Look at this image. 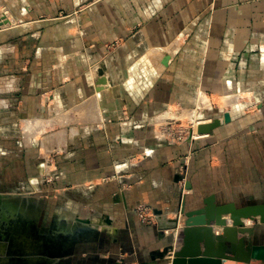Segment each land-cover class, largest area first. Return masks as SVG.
Here are the masks:
<instances>
[{"label":"crops","instance_id":"crops-1","mask_svg":"<svg viewBox=\"0 0 264 264\" xmlns=\"http://www.w3.org/2000/svg\"><path fill=\"white\" fill-rule=\"evenodd\" d=\"M0 6L21 22L0 31V164L9 141L18 152L31 151L16 165L20 181L37 193L48 162L35 149L57 148L63 154L56 157V182L65 193L78 190L77 213L67 197L56 221L53 206L23 207L21 194L0 191V223L18 215L40 222L51 232L46 242L77 234L71 252L0 262L158 264L170 232L176 241L171 221L183 197L187 209L210 196L239 207L263 201L264 0H0ZM78 7L76 15L55 18ZM200 103L198 119L221 121L211 134L179 145L154 136L155 121L182 117ZM108 176L114 178L103 183ZM137 204L155 212L154 223L138 220ZM251 226L264 245V224Z\"/></svg>","mask_w":264,"mask_h":264},{"label":"water","instance_id":"water-1","mask_svg":"<svg viewBox=\"0 0 264 264\" xmlns=\"http://www.w3.org/2000/svg\"><path fill=\"white\" fill-rule=\"evenodd\" d=\"M220 125V119L212 118L208 123L197 125L196 133L208 135ZM184 188H190L186 182ZM180 217L184 220L178 243L171 234L168 245L159 255L167 264H258L264 258V245L259 243L253 226L245 225V221L264 224V199L239 207L232 202L218 205L210 196L201 205L187 209L183 197L178 217L171 221L170 229L177 228Z\"/></svg>","mask_w":264,"mask_h":264},{"label":"rangeland","instance_id":"rangeland-1","mask_svg":"<svg viewBox=\"0 0 264 264\" xmlns=\"http://www.w3.org/2000/svg\"><path fill=\"white\" fill-rule=\"evenodd\" d=\"M83 7H78L75 9L71 14H59L56 19H63L66 17H69L71 15H76L79 10ZM46 17H40V20L45 19ZM21 22L16 21L12 15L9 13V11L5 8L0 6V31L1 30H9L13 29L17 26H19ZM204 99V98H202ZM202 101V100H201ZM205 101V99H204ZM206 102H203L205 104ZM202 106L200 105L196 108L195 114L198 115L199 109ZM191 112V113H192ZM198 113V114H197ZM171 116V120H168V122L171 123V126L178 127L179 125H182V127H186L188 125V122L194 125V121L187 117H177L173 114H169ZM164 118V117H163ZM205 118L201 119V122ZM206 120V119H205ZM204 120V121H205ZM209 121V120H208ZM160 122V120H159ZM167 122V123H168ZM38 126H44L41 124H44L43 121H38ZM157 121L153 124V132L156 127H158L159 124ZM173 124V125H172ZM195 127V126H194ZM43 128V127H42ZM41 130V129H40ZM156 130V129H155ZM40 132V131H39ZM43 134H37L38 140L41 139ZM154 136L157 137L156 134ZM10 143L6 146L7 155L6 160L2 161L0 164V191L2 192H14L21 194V197H19L20 206L23 207L26 204L31 203L32 201H38L39 205L42 207L47 206H53L54 209V218L53 220L56 221L58 214L57 212L61 210V208L66 205L67 200H64L65 198L69 197L70 201L74 202V204L71 205V211L76 214L78 211L77 208V199H78V190L72 189L69 192L65 193L62 185L58 184L56 182V177L59 176L61 173L59 170V166L56 162V157H60L63 153L61 150L55 148L54 150H50L49 152L47 150L49 149H41L38 147L35 149L37 151V157L38 159L43 162H48V168H47V176L43 177V181L40 182V180L37 181L35 185H37V193L32 189V192L28 188V183L20 181L18 168L19 166L16 165L17 159L21 156L29 157L33 156V153L31 151H25L22 150V152H18L16 149H14V145L12 141H9ZM167 142V141H166ZM168 143V142H167ZM32 154H29V153ZM19 177V181H16V179ZM111 179V176L106 177L102 180L103 183L108 182V180ZM101 182V183H102ZM65 193V194H64ZM60 216V215H59ZM42 223V222H41ZM4 231V235L6 237H2L0 233V239L4 240L6 239L7 245L5 248H1L0 244V257H26L30 255H40L44 254L46 251L51 252L54 255L61 254V253H67L68 251L71 252L73 249V244L75 240L77 239L76 235H71L68 237H60V235H54V241L53 242H46L47 235L51 233L48 229H46L44 226L40 224V222L30 221L29 219L22 218L20 215L17 216V218H8L6 223H0V231ZM171 236V232H170ZM79 238V237H78ZM1 242V240H0ZM4 259V258H1ZM161 260H163L160 257ZM26 261V260H25ZM14 262H5L2 260L0 264H13ZM25 263V262H24ZM158 264H167L166 261L159 262Z\"/></svg>","mask_w":264,"mask_h":264},{"label":"built area","instance_id":"built-area-1","mask_svg":"<svg viewBox=\"0 0 264 264\" xmlns=\"http://www.w3.org/2000/svg\"><path fill=\"white\" fill-rule=\"evenodd\" d=\"M168 120L171 119H166L164 122L159 124L158 127L155 128L156 130L154 129V134H156L158 138L167 141L172 145L182 144L187 139L190 140L198 139V137H194L193 135V131H192L193 126L191 123L188 122V125L186 127H182V125L175 127V126H171V123L168 122ZM183 170H184L183 174H185V169ZM111 178H114V176H112ZM180 182H181V186L184 187L186 182L185 178L182 177L180 179ZM134 211L138 220L142 224L150 225L154 223L155 214L149 206L145 204H137L134 208ZM252 224L253 223L250 221H245L246 226H251ZM163 232H165V230H163Z\"/></svg>","mask_w":264,"mask_h":264},{"label":"bare ground","instance_id":"bare-ground-1","mask_svg":"<svg viewBox=\"0 0 264 264\" xmlns=\"http://www.w3.org/2000/svg\"><path fill=\"white\" fill-rule=\"evenodd\" d=\"M196 112H194V113H183V115H182V117L184 118V117H187L188 119L190 118L191 119V121L193 120L194 121V125H193V129H192V131H193V135H194V137H198V138H200V137H203V136H199V135H197V133H196V127H197V125H199V124H203V123H208L209 121H211V120H203L202 122H201V119H198L197 117H199L198 115H196L195 114ZM198 114V113H197ZM203 119V118H202ZM162 120V119H161ZM195 126V127H194ZM4 200V199H3ZM10 201H12V200H10ZM2 202V201H1ZM11 203V202H10ZM9 204V203H8ZM12 205V204H11ZM6 206H8V205H6ZM16 206H17V204H16ZM10 207V206H9ZM8 208V207H7ZM13 208V207H12ZM9 210V209H8ZM15 210V209H14ZM6 214H7V212H6ZM1 215V214H0ZM3 216V215H2ZM1 217V216H0ZM3 218V217H2ZM8 218V217H7ZM179 223H180V218H179V221H178V226H177V228L176 229H174V230H176L177 231V237H176V239L178 238V236L180 235V233H179ZM182 224H183V222H182ZM175 231V232H176ZM165 232H169V231H167V230H165Z\"/></svg>","mask_w":264,"mask_h":264}]
</instances>
